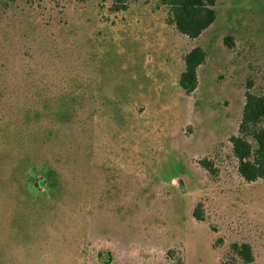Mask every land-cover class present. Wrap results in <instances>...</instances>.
I'll return each mask as SVG.
<instances>
[{
    "label": "rangeland",
    "instance_id": "obj_1",
    "mask_svg": "<svg viewBox=\"0 0 264 264\" xmlns=\"http://www.w3.org/2000/svg\"><path fill=\"white\" fill-rule=\"evenodd\" d=\"M150 1L110 11L91 0L95 8L80 4L67 15L69 23L82 17L80 33L92 23L97 36L103 31L97 47L106 57L108 84L128 96L125 135L132 143L127 158L116 164L125 169L127 194L139 210L125 220V199L112 195L104 203L108 217L97 210L89 217L74 192L60 195L72 189L71 175L47 194L45 213L38 201L23 213L12 193L0 192V264H73L74 259L78 264H221L230 240L240 236L238 229L264 225V180L239 192L226 161L245 82L252 79L264 91V0H216L214 22L195 39L176 32L164 10ZM196 45L206 57L197 67L196 87L185 94L177 80L183 55ZM13 117H0V148L41 149L53 166L76 165L78 150L73 156L54 140L37 145L31 133L19 134ZM100 121L93 125L98 140L108 132ZM220 147L221 164L210 175L198 160ZM198 202L203 221L191 215ZM250 234L256 239L253 264H264V233Z\"/></svg>",
    "mask_w": 264,
    "mask_h": 264
},
{
    "label": "trees",
    "instance_id": "obj_2",
    "mask_svg": "<svg viewBox=\"0 0 264 264\" xmlns=\"http://www.w3.org/2000/svg\"><path fill=\"white\" fill-rule=\"evenodd\" d=\"M96 1L100 8L121 11L136 0ZM90 2L0 0V117L13 113L19 134L31 133L37 145L47 143V147L54 140L73 156L78 150L76 165L61 168L51 165L46 155L40 154L41 149L30 152L25 148L9 151L0 148V177L3 178L0 192L12 193L16 208L23 213L26 206H33L36 201L45 213L46 204L51 201L47 194L57 191L56 182L61 188L66 175L73 176L75 183L71 190L60 192L61 197L74 192L89 217L95 210L108 217L109 209L104 203L112 195L125 199V220L139 210L135 198L127 194L129 181L125 169L116 164L117 159L127 158L130 150L132 141L125 135L130 116L124 107L128 96L114 93L108 84L106 57L97 47L105 35L100 29L97 36L93 23L80 33L85 24L82 17L79 18L83 21L79 18L67 21L70 10H77L80 4L95 8ZM150 2L164 10L167 24L189 39L199 37L217 14L216 0ZM205 57L199 45L183 55V69L177 82L185 94L196 87L197 67ZM253 85L252 79L245 82L240 119L236 132L228 138L226 151V161L238 178L239 192L244 186L264 180V91ZM100 119L108 132L98 140L93 134V125L101 122ZM62 129L71 133L63 135ZM221 152L220 147L219 152H213V157L210 153L199 159L198 164L208 174H216ZM191 215L197 221L205 219L202 203H196ZM263 226L252 228L247 223L248 230L238 229L240 236L230 240L226 259L221 264H253L252 242L256 239H250V233L255 230L261 237ZM72 247L75 246L70 245V251ZM73 264L78 262L74 259Z\"/></svg>",
    "mask_w": 264,
    "mask_h": 264
}]
</instances>
